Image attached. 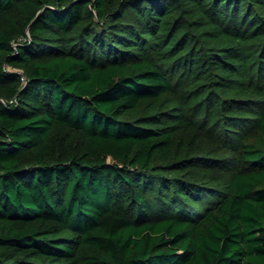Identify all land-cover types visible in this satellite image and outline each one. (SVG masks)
Returning a JSON list of instances; mask_svg holds the SVG:
<instances>
[{
    "label": "trees",
    "instance_id": "1",
    "mask_svg": "<svg viewBox=\"0 0 264 264\" xmlns=\"http://www.w3.org/2000/svg\"><path fill=\"white\" fill-rule=\"evenodd\" d=\"M0 264H264V0H0Z\"/></svg>",
    "mask_w": 264,
    "mask_h": 264
}]
</instances>
